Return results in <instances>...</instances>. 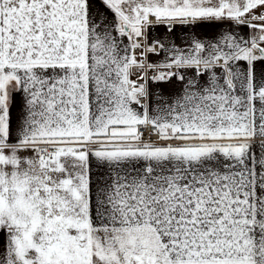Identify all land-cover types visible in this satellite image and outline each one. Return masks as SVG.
<instances>
[{
    "label": "snow or ice",
    "instance_id": "snow-or-ice-1",
    "mask_svg": "<svg viewBox=\"0 0 264 264\" xmlns=\"http://www.w3.org/2000/svg\"><path fill=\"white\" fill-rule=\"evenodd\" d=\"M0 236V264H264V0H0Z\"/></svg>",
    "mask_w": 264,
    "mask_h": 264
},
{
    "label": "crops",
    "instance_id": "crops-1",
    "mask_svg": "<svg viewBox=\"0 0 264 264\" xmlns=\"http://www.w3.org/2000/svg\"><path fill=\"white\" fill-rule=\"evenodd\" d=\"M229 25L223 22H212V23H205L199 26L196 30L199 31L202 35L211 37L216 35L218 32L227 30ZM234 30L240 35H248L250 33V29L244 27H235L233 26ZM152 33L157 39H162L164 41H168L169 39H175L177 43L192 34V29L188 26L183 25H176L172 32L168 31V28L164 24H158L152 28ZM150 60L154 62H163L165 59L164 54L161 53L160 55H150ZM152 87L156 88L159 91L158 85H151ZM14 114L18 115L19 113V97H17L16 107L13 109ZM2 236H0V246H2Z\"/></svg>",
    "mask_w": 264,
    "mask_h": 264
},
{
    "label": "built area",
    "instance_id": "built-area-1",
    "mask_svg": "<svg viewBox=\"0 0 264 264\" xmlns=\"http://www.w3.org/2000/svg\"><path fill=\"white\" fill-rule=\"evenodd\" d=\"M154 39H157L154 35H153V33H152V28H151V30L149 31V33H148V40H154ZM150 59V58H149Z\"/></svg>",
    "mask_w": 264,
    "mask_h": 264
},
{
    "label": "rangeland",
    "instance_id": "rangeland-1",
    "mask_svg": "<svg viewBox=\"0 0 264 264\" xmlns=\"http://www.w3.org/2000/svg\"><path fill=\"white\" fill-rule=\"evenodd\" d=\"M152 61V60H151ZM154 62V61H153ZM158 63V62H157Z\"/></svg>",
    "mask_w": 264,
    "mask_h": 264
}]
</instances>
